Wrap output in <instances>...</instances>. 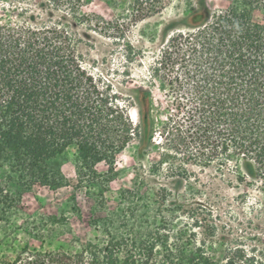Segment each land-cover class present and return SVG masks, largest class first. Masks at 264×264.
<instances>
[{
    "label": "trees",
    "instance_id": "obj_1",
    "mask_svg": "<svg viewBox=\"0 0 264 264\" xmlns=\"http://www.w3.org/2000/svg\"><path fill=\"white\" fill-rule=\"evenodd\" d=\"M78 1L39 0L32 9L24 0H0L2 201H17L34 185L57 186L70 145L78 174L91 185L99 178L95 164H112L132 135L140 148L150 146V91L125 86L137 104L131 97L113 102L110 84L83 65L71 33L53 19L56 12L75 16ZM193 12L187 20L198 25L185 37L187 48L169 51L167 66L156 69L170 97L163 131L193 157L230 163L239 180L264 185V0H235L218 11L203 1ZM193 226L105 225L68 249L26 244L11 255L0 240V264H264L237 246L214 257L222 245L199 239ZM40 230L25 232L42 242L58 233Z\"/></svg>",
    "mask_w": 264,
    "mask_h": 264
},
{
    "label": "rangeland",
    "instance_id": "obj_2",
    "mask_svg": "<svg viewBox=\"0 0 264 264\" xmlns=\"http://www.w3.org/2000/svg\"><path fill=\"white\" fill-rule=\"evenodd\" d=\"M16 1V0H6ZM32 9L39 0H24ZM200 0H79L75 16L56 12L53 19L68 29L83 65L110 84L113 102L131 97L125 86L150 91L154 130L150 146L139 147L132 135L112 164H95L99 178L91 185L74 165L76 145L67 148L54 188L34 185L17 201L0 197V240L8 255L22 246L68 249L71 240H92L107 225H178L199 239L223 247H241L264 263V185L239 180L230 163L204 161L194 150L174 146L162 125L168 114L167 84L157 75L169 51L186 49L195 31L189 18ZM211 9H226L235 0H202ZM260 13L254 14L258 18ZM167 66V65H165ZM130 103V102H129ZM128 106L133 126L138 115ZM6 172L0 167V177ZM58 231L44 242L25 230ZM214 230V235L205 229ZM74 245H78L75 243Z\"/></svg>",
    "mask_w": 264,
    "mask_h": 264
},
{
    "label": "water",
    "instance_id": "obj_3",
    "mask_svg": "<svg viewBox=\"0 0 264 264\" xmlns=\"http://www.w3.org/2000/svg\"><path fill=\"white\" fill-rule=\"evenodd\" d=\"M187 22H188L187 18L183 19V21H182V23H184V24H187ZM189 25H190L191 28H195V27H197L198 24H189ZM149 110H150L149 109V105H148V102L146 101L144 103V112H145V114L149 113Z\"/></svg>",
    "mask_w": 264,
    "mask_h": 264
},
{
    "label": "flooded vegetation",
    "instance_id": "obj_4",
    "mask_svg": "<svg viewBox=\"0 0 264 264\" xmlns=\"http://www.w3.org/2000/svg\"><path fill=\"white\" fill-rule=\"evenodd\" d=\"M200 2H203V1H202V0L198 1V4H199Z\"/></svg>",
    "mask_w": 264,
    "mask_h": 264
}]
</instances>
